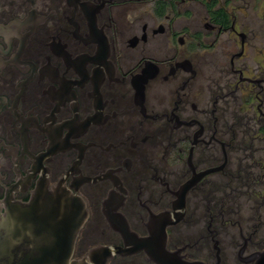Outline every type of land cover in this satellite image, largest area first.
Segmentation results:
<instances>
[{"label": "flooded vegetation", "instance_id": "obj_1", "mask_svg": "<svg viewBox=\"0 0 264 264\" xmlns=\"http://www.w3.org/2000/svg\"><path fill=\"white\" fill-rule=\"evenodd\" d=\"M250 4L0 0V213L37 193L74 203L76 224L86 210L71 251L48 243L73 261L253 264L264 191L253 213L225 187L234 120H264V12L253 21ZM142 238L152 255L127 254Z\"/></svg>", "mask_w": 264, "mask_h": 264}, {"label": "water", "instance_id": "obj_2", "mask_svg": "<svg viewBox=\"0 0 264 264\" xmlns=\"http://www.w3.org/2000/svg\"><path fill=\"white\" fill-rule=\"evenodd\" d=\"M208 169L206 172L212 171ZM191 185H184L183 192ZM50 196L35 194L30 201L20 202L11 206L4 213H0V264H94L91 263L93 250L88 259L82 261L70 260V252L66 255H54L51 250L60 248L57 244L50 246V240L71 241L70 251L78 233L79 227L87 218V212L82 220L75 223V204L71 203L64 209H56ZM169 224V221L166 223ZM164 225L163 236L166 232ZM122 234L129 233L128 224L120 229ZM158 232V231H157ZM126 253H133L145 249L152 255V244L147 239H137L134 246L126 244ZM159 264H167L168 260L156 258ZM95 264H105V260ZM178 264V263H174ZM253 264H264V250L259 251Z\"/></svg>", "mask_w": 264, "mask_h": 264}, {"label": "trees", "instance_id": "obj_3", "mask_svg": "<svg viewBox=\"0 0 264 264\" xmlns=\"http://www.w3.org/2000/svg\"><path fill=\"white\" fill-rule=\"evenodd\" d=\"M248 97L247 103L250 104L253 97ZM233 128L236 132L231 139L234 162L230 167V183L225 184L231 191L227 202L240 209L247 207L253 213L257 210L263 213L262 209L257 208V198L253 192L264 191V181L263 184L257 183L253 178L260 174L254 161L264 160V120L254 118L251 110H248L247 118L235 119ZM260 175L264 178V173Z\"/></svg>", "mask_w": 264, "mask_h": 264}, {"label": "rangeland", "instance_id": "obj_4", "mask_svg": "<svg viewBox=\"0 0 264 264\" xmlns=\"http://www.w3.org/2000/svg\"><path fill=\"white\" fill-rule=\"evenodd\" d=\"M251 4L248 8V16L253 18V21H258V15L264 12V0H250ZM228 246V245H227ZM233 253V250H231Z\"/></svg>", "mask_w": 264, "mask_h": 264}]
</instances>
